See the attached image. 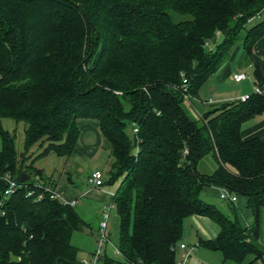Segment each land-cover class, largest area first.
<instances>
[{
	"label": "trees",
	"instance_id": "trees-1",
	"mask_svg": "<svg viewBox=\"0 0 264 264\" xmlns=\"http://www.w3.org/2000/svg\"><path fill=\"white\" fill-rule=\"evenodd\" d=\"M263 35L264 0H0V175L19 183L0 197V264H77L72 236L88 224L43 190L52 180L37 162L71 155L78 118L98 121L109 157L100 187L116 185L121 259L97 264H179L193 214L219 227L199 246L237 264L262 259L264 142L240 133L264 112L262 75L254 69L263 92L245 100L203 108L195 97L236 42L250 53ZM7 118L23 124L20 151ZM204 157L211 172L198 169ZM209 185L245 196L252 223L204 200Z\"/></svg>",
	"mask_w": 264,
	"mask_h": 264
},
{
	"label": "crops",
	"instance_id": "crops-1",
	"mask_svg": "<svg viewBox=\"0 0 264 264\" xmlns=\"http://www.w3.org/2000/svg\"><path fill=\"white\" fill-rule=\"evenodd\" d=\"M255 68L262 75L264 85V35L254 42L250 53L244 49L241 41L236 42L217 71L201 88L195 100L199 101V106L206 108L210 104L240 99L246 94L253 93L254 87L258 84L254 77ZM241 73L245 74V77L236 81L233 76ZM186 104L192 105L196 109V106L190 100H187ZM189 105L187 109L191 113ZM76 123L80 131L79 138L71 155L65 160H61L64 163L63 166H60V162L55 166L53 165V167H48L44 163L38 166L42 168L45 176L51 178L52 189L59 193L62 198L74 201L73 205L82 219L84 218L82 208L86 209V204L93 206L94 214H97L98 218H100L104 204L112 200L115 187L113 185L95 187L88 182V176L93 169L105 170L107 168L109 160L108 150L104 147V140L100 134L99 123L96 119L78 118ZM240 133L244 139L258 137L264 142V112L245 121L241 126ZM47 156L42 157L37 163H40L39 161ZM214 168L215 163L211 157H204L198 163V169L201 172H211ZM75 179H78L79 183L75 182ZM4 184V179L0 175V197ZM222 190L223 188L217 185L205 186L201 190V196L204 200L217 206L225 214L229 216L235 214L241 226L247 227L250 225L254 216L251 209L247 206V198L242 195H236L235 200L230 201L229 198H221ZM81 198L84 200L78 204ZM114 215L113 219L114 224L117 225V235L115 242L114 240L112 241L117 247L119 218L116 213ZM110 217L111 214L108 220ZM108 222L107 229L109 228ZM218 231V225L207 216L193 214L186 217L183 220L180 243L194 248L189 254L188 260L192 257V253L198 250L203 251L202 254L204 255H208L205 253L206 251H213L199 246L198 239H212L217 235ZM82 232L79 231L78 233ZM109 232L108 236H110ZM257 237L261 243H264V206H260L258 209ZM92 239L95 240L94 233ZM76 246L79 247L78 245ZM181 252L178 248V257ZM104 253L106 254L105 249ZM250 259L251 257L249 256L246 260ZM228 261L237 264L232 260ZM251 264H264V256Z\"/></svg>",
	"mask_w": 264,
	"mask_h": 264
},
{
	"label": "rangeland",
	"instance_id": "rangeland-1",
	"mask_svg": "<svg viewBox=\"0 0 264 264\" xmlns=\"http://www.w3.org/2000/svg\"><path fill=\"white\" fill-rule=\"evenodd\" d=\"M208 46H210V44ZM185 105L188 108L189 104L185 103ZM189 109L193 115H195L196 117H199L198 112L192 105H189ZM22 125H23L22 122H15L9 118L3 120V127L5 129L10 130V132L14 134L15 145L18 151L22 149V144H23L22 142L23 141V130H22L23 126ZM0 147H1V141H0ZM61 160H65V158L58 157L54 154H49L46 158L39 161L40 163H37V165L44 163L48 167H53V165L55 166L56 164H58V162H60L59 164L62 167L64 163H62ZM74 181L79 183L78 179H75ZM114 186L116 185L114 184ZM83 200L84 199L81 198L78 204L80 202H83ZM92 208L93 206L89 204H86V209L82 208L83 210L82 215L84 217L83 219L88 224V226L86 225L85 227H83V229L81 230L83 231L82 233H78L79 231H77L73 234L74 237L72 238V243L73 244L75 243L74 245H78L79 246L78 248L80 249L78 256H77V260H78L77 264H82L81 261L83 259H89L90 255H88V253L93 251L94 247L96 246V241L93 240L92 238H93V233H94L95 239H96V233L94 232V230L98 226V223L101 217L98 218V215L94 214L95 212H93ZM110 214H111V217L108 220L109 228L107 229V235H108V232L110 231L109 232L110 236H108V241L106 242L104 249L106 251V256L108 258L119 260L121 259V256L117 253V249L114 244L116 235H117V225L114 224L115 222L113 219L115 216L114 215L115 210L111 209ZM112 240H114V242ZM202 253L203 251H200V250H198L195 253L193 252L191 255L192 257L189 258L188 260V264H197V263L198 264H201V263L203 264H233L231 261H228V260L223 261L222 255L219 251H211V252L206 251L205 253L208 255H204ZM196 254L197 256H195Z\"/></svg>",
	"mask_w": 264,
	"mask_h": 264
},
{
	"label": "built area",
	"instance_id": "built-area-1",
	"mask_svg": "<svg viewBox=\"0 0 264 264\" xmlns=\"http://www.w3.org/2000/svg\"><path fill=\"white\" fill-rule=\"evenodd\" d=\"M233 77L236 81H239L245 77V74L241 73V74L234 75ZM253 92L262 93L263 89L258 84H256ZM248 96L249 94H246L242 96L240 99L245 100L248 98ZM2 177L4 179L5 184H4V188L2 190L1 196L4 197V196H8L12 194L15 191V189L19 186V183L10 174H4ZM102 181H103L102 171L100 169H93L88 176V182L91 183L95 187H100L102 184ZM41 187H43L42 183H41ZM43 188H44L43 189L44 191L49 193L50 198H56L63 203H69V204L74 203V201H68L62 198V196L59 193H57L54 189H51L50 187H43ZM27 194H31V192L27 191ZM220 196L221 198H226L229 196L231 200H235V196L228 195V192L225 189L222 190ZM41 197H42V192L37 194L38 199ZM112 208H114L113 200L104 204L102 211H101L102 218L98 223V228H97V233H96V240H95L96 246H95L93 253L91 254V257L89 259L83 260L84 264H97L100 256L104 253V247H105L106 242L108 241L107 221L110 216V212ZM178 248L182 251L181 256L179 258V264H187L188 256L194 248L189 247L184 243H180L178 245Z\"/></svg>",
	"mask_w": 264,
	"mask_h": 264
},
{
	"label": "water",
	"instance_id": "water-1",
	"mask_svg": "<svg viewBox=\"0 0 264 264\" xmlns=\"http://www.w3.org/2000/svg\"><path fill=\"white\" fill-rule=\"evenodd\" d=\"M26 179H28V177H27L25 174L21 173L20 176H19V181H20V182H23V181H25Z\"/></svg>",
	"mask_w": 264,
	"mask_h": 264
}]
</instances>
